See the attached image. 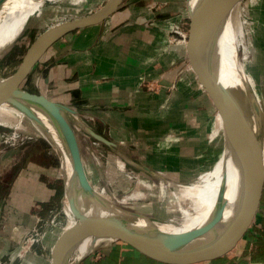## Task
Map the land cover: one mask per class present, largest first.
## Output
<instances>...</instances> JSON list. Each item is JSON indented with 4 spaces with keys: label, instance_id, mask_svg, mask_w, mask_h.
<instances>
[{
    "label": "rangeland",
    "instance_id": "374dc122",
    "mask_svg": "<svg viewBox=\"0 0 264 264\" xmlns=\"http://www.w3.org/2000/svg\"><path fill=\"white\" fill-rule=\"evenodd\" d=\"M108 1H47L44 5L47 11L38 18L33 15L29 21L27 17L12 19L7 44L0 53V77H12L25 65L31 53L37 49L38 38L44 34L47 23L76 15L89 16L95 11L99 12ZM246 1L249 19L257 22L255 34L251 39H245L244 43V46L250 47L246 69L255 79L257 90L264 99V0L255 3ZM120 2L128 4V15L136 12L142 21L155 19L154 26L160 34L159 43L173 51L169 66L173 72L168 78L170 80L164 81L163 72L142 75L140 87L150 93L163 91L164 98L157 100L158 105L168 106L167 102L172 100L177 103L182 101L186 110L178 116L176 113L180 110L176 111L164 126L161 125L163 121H157L153 115L156 110L147 111L148 116L139 118L140 123L136 124L135 130H127L123 124H119L117 130L110 127L104 129L96 118L81 116L91 127L104 131L107 138L129 144L131 155L152 162L167 179L189 181L212 167L220 153L222 137L219 134L218 138H210L209 122L218 111L217 106L212 94L204 90L200 83V72L192 64V55L182 53L188 44L190 31L187 2ZM40 60L41 57L18 83L32 93L46 89L47 94H56L58 90L55 86L45 88L44 80L39 79ZM52 98L55 99V96ZM142 123L146 129L141 126ZM146 126L152 129L148 130ZM90 141L94 153L89 156L85 154V157L93 187H106L113 193L122 194L133 187L136 177L144 178L138 171L122 165L119 156L102 143L92 138ZM144 147L147 151H144ZM84 152L87 153L86 150ZM63 194L64 172L51 143L27 121L18 130L0 126V264H52V260L60 257L58 247L63 236L60 232L68 219L62 208ZM157 196L155 194L153 198Z\"/></svg>",
    "mask_w": 264,
    "mask_h": 264
},
{
    "label": "water",
    "instance_id": "95a60500",
    "mask_svg": "<svg viewBox=\"0 0 264 264\" xmlns=\"http://www.w3.org/2000/svg\"><path fill=\"white\" fill-rule=\"evenodd\" d=\"M224 2L225 0H197L193 6L187 4V16L190 20V34L187 46L191 50L192 64L200 72L199 79L202 87L209 94H212L217 110L221 111L225 132V146L229 149L227 151L231 153L235 169L237 170L236 194L231 206H229L231 211L227 216H223L215 222L180 228L170 221L141 213L138 209H126L123 206L102 200L84 175L77 138L61 116V111L63 110L75 111L77 109L67 104L53 101L44 94L31 93L18 83L19 79L33 67L48 46L56 39L90 19L104 17L118 10L126 5L124 2L118 1L109 7H107V3L101 8L102 11H95L64 30L39 53L35 61L17 81L11 82L8 77H0V92L6 93L3 95L9 96L23 112L40 126L41 121L36 116L34 109L41 110L47 116L49 122L55 127L57 134L60 136L63 143L62 147L69 158V173L67 180L64 177L63 197L64 200L68 199L71 202L80 218L88 225L81 239L90 238L93 244L81 255L74 256V251L71 252L70 245L74 244L75 247L81 240H79V235L74 228L67 229L63 233L59 244L61 255L56 260L61 261L60 264H79L88 255L97 250L108 248L120 239L131 240L151 251H157L165 255L175 253L217 255L229 251L252 222L264 184V157L260 154L249 155L247 143L249 145V138H251L252 132L250 129L247 131L243 128L240 106L235 103L232 91L219 81L213 67L214 62L211 58L219 51L218 42L220 38L215 17L218 16L223 25L225 20ZM250 100L255 108L254 100ZM88 129L89 138L99 141L111 152L117 153L114 142L93 128L88 127ZM234 138L236 140H233ZM51 145L63 169L61 148L58 149L56 147V149V145L53 142ZM89 147L91 148V145ZM118 156L122 165L125 164L138 171L146 179L153 181L171 180L147 165L137 163L125 156Z\"/></svg>",
    "mask_w": 264,
    "mask_h": 264
},
{
    "label": "crops",
    "instance_id": "0c3cea01",
    "mask_svg": "<svg viewBox=\"0 0 264 264\" xmlns=\"http://www.w3.org/2000/svg\"><path fill=\"white\" fill-rule=\"evenodd\" d=\"M127 5L104 17L88 20L48 46L41 56L38 75L41 81L44 80L45 88L53 85L58 91L47 94L44 88L40 93L77 109L82 115L96 118L104 129L110 127L117 130L118 125L123 124L125 129L135 130L136 124L140 123L139 118L144 119L148 116L147 111L154 110L157 112L152 114L157 121H163L161 125L164 126L176 111L180 110L177 116L183 115L186 110L184 104L172 100L167 102V107L161 103L158 105L157 100L164 98V92L150 93L140 87L139 80L142 75L163 72L164 81L168 82L173 74L172 69L169 70L173 51L159 43L160 34L154 26L155 19L142 21L136 12L128 15ZM182 53L191 56L187 45ZM141 126L144 127V124ZM92 128L105 136L104 131ZM108 139L116 145L118 151L115 154L158 172L152 162L131 155L129 144ZM144 151H147L145 147ZM92 254L79 264H264V184L252 222L227 252L209 256L187 253L165 255L131 240L120 239Z\"/></svg>",
    "mask_w": 264,
    "mask_h": 264
},
{
    "label": "bare ground",
    "instance_id": "6f19581e",
    "mask_svg": "<svg viewBox=\"0 0 264 264\" xmlns=\"http://www.w3.org/2000/svg\"><path fill=\"white\" fill-rule=\"evenodd\" d=\"M47 1L54 2L60 0H0V53L7 44L6 37L8 36L12 19L15 18L18 20L27 17V21H29L33 15H36L38 18L47 11L44 7ZM70 1L81 2L84 0ZM118 1L120 0H109L107 7L116 4ZM196 1L186 0L190 6H193ZM256 1L259 0H249L250 3H255ZM258 5L260 4L258 3ZM100 9L99 12L102 11ZM224 12L225 20L223 21V25L219 17H215L220 36L218 42L220 52H216L218 57L213 55L211 58L214 62L213 67L215 68L219 81L232 91L233 97H235V103L240 106L243 128L247 131L250 129L252 132L251 138H249V145L247 143L249 155L260 154L264 157V99L257 90L258 87L255 79L246 69L247 63L249 62L250 47L247 48L244 46L245 39H251L255 34L257 22L249 19L248 5L246 6L244 0H225ZM73 17L60 18L47 23L43 29L44 34H41L42 36L38 38L39 43L37 49L31 53L25 65L14 76L8 77L9 81H17L35 61L39 53L60 33L76 24L77 21L88 16L83 15L80 17L76 15V17ZM35 22L37 21L35 20ZM3 94L6 93L0 92V126L18 130L22 128L24 121L33 125L46 141H52L56 145L55 148H61L62 167L65 180H67L69 158L65 149L62 147L63 143L60 136L57 134L55 127L49 122L47 116L41 110L34 109L36 116L41 121L40 126L35 120L23 112L9 96ZM250 99L254 100L255 108L251 104ZM61 116L77 138L84 175L93 190H95L102 200L123 206L126 209H138L141 213L170 221L180 228L215 222L219 218L227 216L231 211L229 206H231L236 194L237 170L235 169L232 155L227 151L228 148L225 146V132L220 110L216 112L209 122L210 138L215 139L216 136L218 138L219 134L222 137V144L219 146L221 147V149L219 148L220 153L210 169L187 182L171 180L153 181L136 177L135 182L133 181V188L122 194L113 193L106 187H93L90 168L86 162L87 157H85V154L89 156L94 153L93 146L91 148L89 147L92 143L89 138L88 127L91 129L92 127L84 121L77 110H63L61 111ZM233 140H236V138ZM82 145L85 148L84 150H82ZM85 150L87 153L84 152ZM155 194H158V196L153 198ZM62 208L68 216V219L60 233L63 234L67 228H74L81 241L78 242L77 247H74V244H72L70 248L71 252L74 251V256H79L93 244L90 238L85 240L81 239L88 225L80 218L76 209L68 199L64 200ZM60 262L52 260V264H60Z\"/></svg>",
    "mask_w": 264,
    "mask_h": 264
},
{
    "label": "built area",
    "instance_id": "2783aa9c",
    "mask_svg": "<svg viewBox=\"0 0 264 264\" xmlns=\"http://www.w3.org/2000/svg\"><path fill=\"white\" fill-rule=\"evenodd\" d=\"M187 14V13H186ZM188 17V16H187Z\"/></svg>",
    "mask_w": 264,
    "mask_h": 264
}]
</instances>
